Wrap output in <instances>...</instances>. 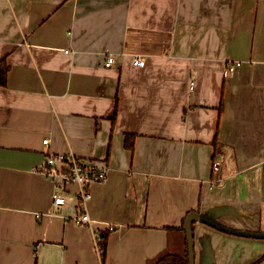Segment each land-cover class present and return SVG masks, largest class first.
I'll list each match as a JSON object with an SVG mask.
<instances>
[{"label": "crops", "instance_id": "obj_1", "mask_svg": "<svg viewBox=\"0 0 264 264\" xmlns=\"http://www.w3.org/2000/svg\"><path fill=\"white\" fill-rule=\"evenodd\" d=\"M3 58L0 264H102L97 229L104 264H148L182 252L190 212L264 232V0H0ZM47 152L107 167L90 224L74 222L76 185L52 208ZM192 230L195 264L264 253V238Z\"/></svg>", "mask_w": 264, "mask_h": 264}, {"label": "built area", "instance_id": "obj_2", "mask_svg": "<svg viewBox=\"0 0 264 264\" xmlns=\"http://www.w3.org/2000/svg\"><path fill=\"white\" fill-rule=\"evenodd\" d=\"M113 62L114 57L109 54L104 61V65L110 66ZM133 62L135 65L144 66L145 58L143 56H135ZM234 66V64L230 65L229 70L233 71ZM193 84L194 81H191L190 86L193 87ZM43 142L47 144L48 139H44ZM220 165L221 161L219 159L212 160V170L218 171ZM36 171L53 183L51 193L52 208H59L65 205L67 201L66 193L71 191L70 187L72 185H76L75 199L79 214L73 218L74 222L79 225L92 222L86 212V204L91 198V185L104 182L108 177V169L105 165L75 155L72 152H47L43 163L36 168ZM98 248L101 251L99 245Z\"/></svg>", "mask_w": 264, "mask_h": 264}, {"label": "trees", "instance_id": "obj_3", "mask_svg": "<svg viewBox=\"0 0 264 264\" xmlns=\"http://www.w3.org/2000/svg\"><path fill=\"white\" fill-rule=\"evenodd\" d=\"M8 68L9 66L6 62V59L5 58L1 59L0 60V86L6 85ZM133 139H134L133 134H126L125 146L132 149ZM214 146H216V144ZM180 229L184 231L183 223L180 226ZM96 232L98 235L97 243L99 247L101 248V260H102V264H104L106 260V253H107L108 234L110 231L109 229H97ZM263 262H264V253L249 264H261ZM148 264H188L186 237L184 236V239H183L182 252H175V251H172L171 249H166L154 261H150Z\"/></svg>", "mask_w": 264, "mask_h": 264}, {"label": "water", "instance_id": "obj_4", "mask_svg": "<svg viewBox=\"0 0 264 264\" xmlns=\"http://www.w3.org/2000/svg\"><path fill=\"white\" fill-rule=\"evenodd\" d=\"M195 221H199L202 223H206L212 227H215L218 230L238 235V236H246V237H253V238H264V232L262 231H248V230H241L232 227H227L212 218L208 217L204 213L198 212H190L184 218V231L186 235V242H187V254H188V264H195V253H194V235L192 230V223ZM261 264H264L261 263Z\"/></svg>", "mask_w": 264, "mask_h": 264}]
</instances>
